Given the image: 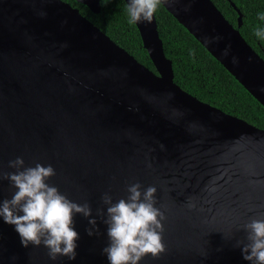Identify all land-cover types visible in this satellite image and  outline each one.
<instances>
[{
  "label": "water",
  "instance_id": "water-1",
  "mask_svg": "<svg viewBox=\"0 0 264 264\" xmlns=\"http://www.w3.org/2000/svg\"><path fill=\"white\" fill-rule=\"evenodd\" d=\"M160 2L264 106V58L214 2ZM135 24L157 73L67 1L0 0V169L16 172L17 157L51 165L46 182L92 209L73 216L75 259L55 261L0 217V264H110L97 210L106 214L104 193L115 203L134 183L156 188L164 216L165 251L138 264H251L243 225L264 219V129L175 82L155 13ZM15 191L0 181V202Z\"/></svg>",
  "mask_w": 264,
  "mask_h": 264
},
{
  "label": "clouds",
  "instance_id": "clouds-1",
  "mask_svg": "<svg viewBox=\"0 0 264 264\" xmlns=\"http://www.w3.org/2000/svg\"><path fill=\"white\" fill-rule=\"evenodd\" d=\"M159 3L160 0H129V22L151 23ZM260 18L264 20V15ZM256 35L264 37V29H258ZM8 167L17 171L0 169V181L8 180L16 191L11 199L0 202V217L15 226L24 247L43 244L53 261L60 256L75 259L79 234L74 230L73 216L90 217V205L69 200L57 187L46 182L56 174L51 165L36 163L34 167H24L23 158L17 157L9 161ZM141 187L140 183L130 184L126 189L127 198L115 203L108 193L101 197L107 206L106 214L100 209L97 214L106 217L103 222L108 226L110 244L103 251L110 264H138L147 254L157 257L165 251L161 235L164 216L154 206L156 188L149 186L142 192ZM89 224L95 228L96 220L90 219ZM243 229L248 241L242 247L243 258L251 264H264V219L253 218ZM88 235H93L92 229Z\"/></svg>",
  "mask_w": 264,
  "mask_h": 264
},
{
  "label": "trees",
  "instance_id": "trees-1",
  "mask_svg": "<svg viewBox=\"0 0 264 264\" xmlns=\"http://www.w3.org/2000/svg\"><path fill=\"white\" fill-rule=\"evenodd\" d=\"M78 7L80 12L96 24L116 43L133 54L141 63L156 70L147 50L142 45L141 36L135 23L129 22L125 0H101L103 10L98 14L89 11L75 0H64ZM160 37L167 57L173 61V70L186 74L192 81L199 74L192 71L193 63L200 70L202 77L208 76L217 94L216 106L225 112L234 114L264 129V106L249 93L245 87L165 8L160 2L155 11ZM256 23L258 29H264V20L260 17ZM258 37V36H257ZM264 45V37H259ZM177 50H180L177 52ZM188 52V54L186 53ZM261 53V52H260ZM261 55V54H260ZM191 59L190 63L181 62L180 58ZM262 56V55H261ZM264 58V56H262ZM181 66H184L181 69ZM194 68V67H193ZM201 80L202 78L199 77Z\"/></svg>",
  "mask_w": 264,
  "mask_h": 264
},
{
  "label": "flooded vegetation",
  "instance_id": "flooded-vegetation-1",
  "mask_svg": "<svg viewBox=\"0 0 264 264\" xmlns=\"http://www.w3.org/2000/svg\"><path fill=\"white\" fill-rule=\"evenodd\" d=\"M224 17L234 28H237L250 46L258 53L264 56V45L259 41V37L255 34L256 23L255 19L264 15V0H212ZM159 32V31H158ZM160 35V34H159ZM180 50H177L179 52ZM261 52V53H260ZM188 54V52H186ZM167 56V55H166ZM170 58V57H168ZM171 59V58H170ZM181 57V62L190 63L191 59L186 60ZM172 60V59H171ZM173 65V61H172ZM192 71L199 74L196 80H193L178 70L175 82L185 91L196 96L198 99L216 106L218 99L214 93V85L210 84L208 76L202 77L200 70L193 63L190 65ZM194 67V68H193ZM184 66H181L183 69ZM156 69V68H155ZM153 70V69H152ZM157 73L156 70H153ZM202 78L201 80L199 79ZM175 78V74H174ZM219 106V105H218ZM216 106V107H218ZM220 108V107H218Z\"/></svg>",
  "mask_w": 264,
  "mask_h": 264
}]
</instances>
